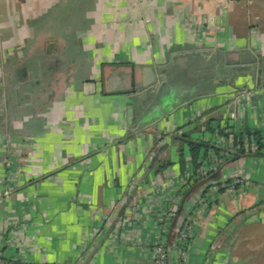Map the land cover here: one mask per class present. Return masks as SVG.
Listing matches in <instances>:
<instances>
[{"label":"crops","instance_id":"0c3cea01","mask_svg":"<svg viewBox=\"0 0 264 264\" xmlns=\"http://www.w3.org/2000/svg\"><path fill=\"white\" fill-rule=\"evenodd\" d=\"M0 7V264H155L161 237L169 264H264V147L233 146L264 144V0ZM198 139L219 152L196 168ZM236 175L245 184L222 187Z\"/></svg>","mask_w":264,"mask_h":264},{"label":"trees","instance_id":"16d2710c","mask_svg":"<svg viewBox=\"0 0 264 264\" xmlns=\"http://www.w3.org/2000/svg\"><path fill=\"white\" fill-rule=\"evenodd\" d=\"M211 112L212 111H210L209 113H211ZM207 115H208V112L204 113L199 118V120H201L202 118L206 117ZM199 127H202V125L200 124ZM229 128H230L229 126L223 127L221 125V123H220V125L218 127H214L213 126V120H208L206 122V124H204L203 131H210V132L217 131L219 135L224 136L226 138H229V136L232 134L231 132L227 133V130ZM233 135H234V137H233V146L236 147L237 150L239 151V153H241V154L245 153L249 147H252L253 143L255 145L257 144V147H259V150H261L264 147L263 138L257 132L249 133V134L240 133V134H233ZM186 143H188V148H189V153H190V156H191V161L195 165L196 168H199L200 159L208 160L209 157L211 156L210 154L212 152H214V154H217L219 152V150L216 151V149H214L213 146H210L211 144H209L208 141H205V140H202V139L189 140V141L187 140ZM181 144H184V141L181 142ZM213 149H214V151H213ZM222 159H223V161L221 163L219 162L220 166H222L223 164H225L229 160V159H226L225 155L221 156V160ZM200 165H202V163ZM176 214H177V212H176ZM185 224H183L182 229H184ZM172 227H173V223H172Z\"/></svg>","mask_w":264,"mask_h":264},{"label":"built area","instance_id":"2783aa9c","mask_svg":"<svg viewBox=\"0 0 264 264\" xmlns=\"http://www.w3.org/2000/svg\"><path fill=\"white\" fill-rule=\"evenodd\" d=\"M245 184V178L241 176H233L230 180V183L223 184L222 187H230L231 189H236L238 186ZM220 187L218 185H214L209 190V195H212L216 193L219 190ZM207 205V202L205 203ZM177 207L172 204L171 207L166 209L165 211H161L157 215V219L160 222L162 226V232H167L171 229L173 219L176 216ZM195 227V218L190 219L186 224L185 227L180 235V241H179V252L180 257L184 259L187 255V248L188 243L193 235ZM155 255H156V261L155 264H169L168 260V246L166 241L161 237V239L158 241L157 245L155 246Z\"/></svg>","mask_w":264,"mask_h":264},{"label":"water","instance_id":"95a60500","mask_svg":"<svg viewBox=\"0 0 264 264\" xmlns=\"http://www.w3.org/2000/svg\"><path fill=\"white\" fill-rule=\"evenodd\" d=\"M253 60L254 61H252V64L253 65H255V64H262V62H263V60L261 59V58H253ZM259 73L261 74V70L259 71ZM168 76H170V74H168ZM258 85H260V79H259V81H258ZM249 93H251V90H249V89H243V90H240V91H236V92H234L233 93V96H231V98H230V100H238L239 98L241 99H243V98H246L247 97V95L249 94ZM243 101H239L238 103H236L235 102V105L236 106H238V104H240V103H242ZM203 124H206V122L205 123H203ZM198 126H199V124H198ZM187 134H181V135H178V136H171V138L172 139H175V140H180L181 138H183L184 136H186ZM167 148V147H166ZM163 151V149H160L159 150V152H162ZM217 174L218 173H216L214 176H211V177H209L208 179H207V181H210V180H212V179H214V178H216L217 177ZM8 264H27V263H25V262H23L22 261V259H20V258H15V259H12L11 261H10V263H8Z\"/></svg>","mask_w":264,"mask_h":264},{"label":"rangeland","instance_id":"374dc122","mask_svg":"<svg viewBox=\"0 0 264 264\" xmlns=\"http://www.w3.org/2000/svg\"><path fill=\"white\" fill-rule=\"evenodd\" d=\"M5 12V11H4ZM3 14V8L2 7H0V15H2ZM1 44H3L2 43V40L0 41V48H1ZM4 46V45H3ZM1 253V252H0Z\"/></svg>","mask_w":264,"mask_h":264}]
</instances>
